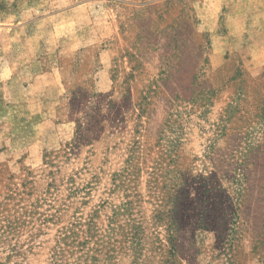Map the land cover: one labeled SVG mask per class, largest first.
Returning a JSON list of instances; mask_svg holds the SVG:
<instances>
[{
    "label": "rangeland",
    "instance_id": "obj_1",
    "mask_svg": "<svg viewBox=\"0 0 264 264\" xmlns=\"http://www.w3.org/2000/svg\"><path fill=\"white\" fill-rule=\"evenodd\" d=\"M253 0H0V264H264Z\"/></svg>",
    "mask_w": 264,
    "mask_h": 264
},
{
    "label": "crops",
    "instance_id": "obj_2",
    "mask_svg": "<svg viewBox=\"0 0 264 264\" xmlns=\"http://www.w3.org/2000/svg\"><path fill=\"white\" fill-rule=\"evenodd\" d=\"M253 1H259L261 3V7H262V12H264V0H253Z\"/></svg>",
    "mask_w": 264,
    "mask_h": 264
}]
</instances>
